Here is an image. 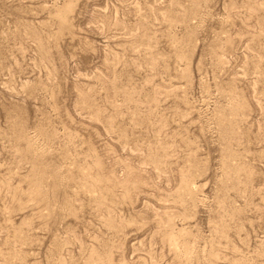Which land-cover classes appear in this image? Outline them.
<instances>
[{
  "label": "rangeland",
  "instance_id": "374dc122",
  "mask_svg": "<svg viewBox=\"0 0 264 264\" xmlns=\"http://www.w3.org/2000/svg\"><path fill=\"white\" fill-rule=\"evenodd\" d=\"M0 264H264V0H0Z\"/></svg>",
  "mask_w": 264,
  "mask_h": 264
}]
</instances>
